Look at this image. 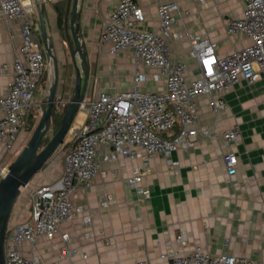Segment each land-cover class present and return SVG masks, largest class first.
Listing matches in <instances>:
<instances>
[{"label":"crops","instance_id":"obj_1","mask_svg":"<svg viewBox=\"0 0 264 264\" xmlns=\"http://www.w3.org/2000/svg\"><path fill=\"white\" fill-rule=\"evenodd\" d=\"M71 1L42 0L47 34L55 42L59 62L64 59L63 49L67 47L65 33L67 30L69 34ZM116 1L79 0L78 3L80 41L89 74L86 102L96 100L101 93L130 90L135 71L145 77L138 86L141 91H164L163 81L152 79L155 70L136 64L128 51L111 55L109 44L101 40L107 15ZM134 1L141 11L145 30L158 31L157 4L171 0ZM174 1L179 5L181 21L169 31V55L174 62L186 63L190 74L195 73V64L188 55L187 36L209 39L219 56L249 46L250 41L241 34L229 36L226 31L229 19L241 17V0ZM58 4L65 8L62 29L57 25L53 8ZM34 22L37 25L34 35L41 42L36 12ZM21 44L18 22H4L0 15V100L12 81V66L16 60L23 61L19 53ZM47 73L48 68L35 91L34 103L45 100ZM59 75L57 101L64 103L72 95L75 74L72 68L66 76L60 67ZM212 98H220L226 108L214 113L208 95L194 100L197 122L193 129L199 133L208 131L209 138H199L194 147L178 150L169 159L155 155L147 161H131L118 156L116 160L102 162L86 193L75 191L71 197L74 215L69 223L61 225V232L68 235L70 247L77 250L76 256L59 257L63 243L57 234L52 240H37L33 248L23 244V257L28 259L33 254L41 264H136L138 261L166 264L158 256L168 248L187 255L198 247L211 255L228 254L264 264V68L257 81L249 84L240 79ZM235 127L238 141L225 147L219 136ZM25 131L19 134L14 153L25 138ZM226 153L237 156L236 174L232 177L227 176L223 164ZM62 161L51 157L30 186L21 190L25 202L15 216L14 205L9 226L29 222L31 191L58 181L62 177ZM173 163H177L176 168ZM135 169L142 174L139 186L149 192V198L129 187ZM104 194L111 201L107 207L99 208L98 199ZM77 208L82 211L78 212ZM86 215L91 220L88 228L82 225ZM176 236L183 239L184 246L177 242ZM82 255L86 256L85 260L81 259Z\"/></svg>","mask_w":264,"mask_h":264},{"label":"built area","instance_id":"obj_2","mask_svg":"<svg viewBox=\"0 0 264 264\" xmlns=\"http://www.w3.org/2000/svg\"><path fill=\"white\" fill-rule=\"evenodd\" d=\"M241 2V17L229 19L226 31L229 36L241 34L250 41L249 46L219 56L209 39L187 36L188 55L195 64V73L191 74L186 63L174 62L169 55V31L181 21L180 8L174 0L157 4L159 29L156 32L145 30L141 11L134 0L115 2L107 15L101 40L109 44L111 55L128 51L136 64L155 70L157 73L152 79L162 80L164 91H141L138 86L145 77L135 71L130 90L101 93L96 100L79 105L86 119L63 146L62 177L31 191L29 222L8 225L4 240L5 264H41L33 254L24 258L22 245L27 243L33 248L37 240H52L57 234L63 243L59 257L70 259L77 255V250L70 247L68 235L61 232V225L69 223L74 215L71 197L76 190L86 193L100 172L102 162L116 160L118 156L131 161H147L155 155L169 159L178 150L194 147L199 138L210 137L206 130L199 133L193 129L197 122L194 100L201 95L210 96L213 112L218 113L226 104L220 98H212L213 95L227 91L240 79L249 84L257 81L264 68V0ZM0 15L4 22H18L22 42L19 53L23 59L16 60L12 66V81L0 100L1 179L30 116L35 118L34 113L42 112L44 102L34 103L33 100L48 66L43 45L34 35L37 25L33 5L21 0H0ZM56 105L61 109L65 103ZM219 138L225 147L235 145L238 128L221 133ZM104 149L107 152H103ZM222 160L227 176H234L237 156L226 153ZM173 166L176 168L177 163ZM132 173L130 189L149 198V192L139 186L142 174L136 169ZM110 201L111 197L104 194L98 199L99 208L107 207ZM77 211L82 210L77 208ZM90 222L89 215L82 218L85 228L90 227ZM175 239L185 245L180 236ZM158 257L166 264H261L228 254L211 255L198 247L187 255L168 248ZM81 259L85 260L86 256L82 255ZM136 264L150 263L138 261Z\"/></svg>","mask_w":264,"mask_h":264},{"label":"water","instance_id":"obj_3","mask_svg":"<svg viewBox=\"0 0 264 264\" xmlns=\"http://www.w3.org/2000/svg\"><path fill=\"white\" fill-rule=\"evenodd\" d=\"M79 0L71 1L69 15V34L66 30L65 39L69 58L72 61L75 74L74 86L71 97L66 100L64 110L59 120L57 131L51 125L52 108L58 103L57 88L59 83V61L55 42L47 34L45 25L44 8L42 0H33L32 5L37 15L40 41L43 45L44 57L48 66L47 95L44 100L41 115L29 137L27 144L21 149L14 161L3 171L0 179V264L4 261V240L8 229L13 207L19 199L22 189L29 186L35 175L51 160L53 154L62 146L71 123L79 112V105L85 102L88 94V65L85 57L84 46L79 34ZM66 21V17H65ZM65 28L67 27L66 22ZM67 80L64 81L63 91L66 93ZM50 135L48 143L40 149L42 140Z\"/></svg>","mask_w":264,"mask_h":264},{"label":"rangeland","instance_id":"obj_4","mask_svg":"<svg viewBox=\"0 0 264 264\" xmlns=\"http://www.w3.org/2000/svg\"><path fill=\"white\" fill-rule=\"evenodd\" d=\"M63 51H64L63 52L64 59H62L61 62H59V68L61 67V69L65 71V75L68 76L69 72H71V69L73 68L72 61L69 58V52H68L67 47H65L63 49ZM47 75H48V73H47ZM37 89H39V86H38ZM40 115L41 114L39 112H36L33 122L30 123L29 125H27L28 128H27V130L24 133V137L25 138L23 139L21 144H19L18 149L15 150L16 152L13 154V156L9 159V162H8L9 164L14 161V158L18 155V153L21 151V149L27 144L26 142L28 141L29 137L31 136V134H32V132H33V130L35 128V125H36ZM85 119H86V115H85L84 112L79 111L76 114L74 120L71 123V127L69 128V130L67 132V135H66V137L63 140L62 146L59 147V149L53 154L52 157L58 158V159H60V158L62 159L63 153H64L63 146H65V144L68 143V140L71 139L72 134L74 133V131L78 130L79 128H81L84 125ZM46 137L49 138L50 135L48 134ZM30 184H29V186H30ZM24 202H25V200H24L23 196H20L19 199L17 200L16 204H15V208H14L15 211H14V215L13 216L16 215V213L19 211V208H20L21 204L22 203L24 204Z\"/></svg>","mask_w":264,"mask_h":264},{"label":"trees","instance_id":"obj_5","mask_svg":"<svg viewBox=\"0 0 264 264\" xmlns=\"http://www.w3.org/2000/svg\"><path fill=\"white\" fill-rule=\"evenodd\" d=\"M53 8H54L56 15H57V25H58L59 29H62L63 28V19H64V15H65V8H63V6L60 4L54 5ZM52 109L53 110H52V114H51V125L54 128V130L57 131V129L59 127L58 123H59V120H60V117H61V114H62L64 108L60 109L58 107V105L55 104ZM33 120H34L33 116H30V119H29L27 125L32 123ZM27 128H28V126H27ZM48 139L49 138L45 137L42 140V144L40 146V149H42L48 143Z\"/></svg>","mask_w":264,"mask_h":264}]
</instances>
